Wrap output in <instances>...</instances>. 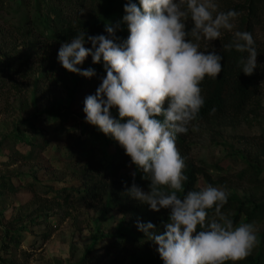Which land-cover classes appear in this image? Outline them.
<instances>
[{"label": "rangeland", "instance_id": "374dc122", "mask_svg": "<svg viewBox=\"0 0 264 264\" xmlns=\"http://www.w3.org/2000/svg\"><path fill=\"white\" fill-rule=\"evenodd\" d=\"M115 2L68 0L64 11L72 28H78L79 20L87 22L94 16H102L104 29L106 22L115 24L125 14ZM215 2L218 11L226 12L242 0ZM19 4V0H6V8L0 11V54L25 48L13 29V25L21 20L23 7ZM104 7H107L106 12H103ZM185 23L186 30L193 27L190 18ZM232 23L235 27L236 21ZM254 31L260 86L251 108L237 115L194 120L188 131L181 134V143H176L185 166L192 165L197 171L196 187H218L225 190L228 197L242 202H247L254 190L248 177H264V13L259 16ZM116 35L126 40L129 35L127 25L121 24ZM199 43L200 51H211L218 48L219 39ZM60 45L40 43L26 68L4 80L0 86V177L21 175L25 182V188L14 194L0 190V264H148L157 252V246L154 244L153 248L147 249L143 242L133 238V234L140 232L131 222L129 212L136 199L122 198L123 205L119 208L109 201V189L104 190V187L98 196L85 200L76 198L73 193L67 202L53 196V192L60 189L84 190V181L78 173L79 164L83 163L91 144L103 148L102 140L97 136L100 131L85 122L83 111L85 98L95 94L106 75L103 61L93 64L88 56L78 65L81 69L93 68L96 74L91 83L74 89L73 82L84 77L62 67L57 59ZM85 47H91L90 43L86 42ZM29 117L37 120L36 127L42 131L34 134V143L41 144V137L51 142L33 152L30 160H23L19 156L27 153L23 143L17 142L11 148L7 145L13 142L16 126L22 127L20 123ZM56 125L64 128L58 137L53 136ZM92 127L94 133L90 132ZM129 170L130 167L125 169L126 172ZM29 183L34 188L28 186ZM160 211L165 212V209ZM254 225L257 244L251 253L259 249L264 222ZM126 229L129 233H125L124 246H116V237ZM15 231L21 233L20 244L15 248L5 247V237Z\"/></svg>", "mask_w": 264, "mask_h": 264}, {"label": "clouds", "instance_id": "9594fccd", "mask_svg": "<svg viewBox=\"0 0 264 264\" xmlns=\"http://www.w3.org/2000/svg\"><path fill=\"white\" fill-rule=\"evenodd\" d=\"M217 9L215 0L126 3L120 21L105 23L106 35L83 30L58 49L62 67L85 78L93 77L95 69L78 65L88 56L93 64L103 61L106 75L84 101L85 122L118 142L149 181L147 191L132 183L127 194L151 211L169 210L162 233L151 222L136 224L157 246L163 264H236L257 244L254 224L234 225L222 212L228 200L225 190L208 185L185 193V162L176 146L177 134L188 131L204 104L201 81L222 71L220 54L199 50L201 40L210 43L221 37L222 29L234 28L238 13ZM189 18L193 27L186 30ZM121 24L127 25L126 40L116 35ZM254 44L251 33L235 31L232 42L223 46L247 53L238 66L248 76L257 67ZM113 108L118 118L112 116ZM208 210H214L211 218Z\"/></svg>", "mask_w": 264, "mask_h": 264}, {"label": "trees", "instance_id": "16d2710c", "mask_svg": "<svg viewBox=\"0 0 264 264\" xmlns=\"http://www.w3.org/2000/svg\"><path fill=\"white\" fill-rule=\"evenodd\" d=\"M19 1L20 4L18 6L23 7L22 11H20L21 20L13 25V29L22 40L25 48L22 51L13 49L11 52L0 54V86L4 83V80L18 74L22 68H26L31 54L36 52L40 43L60 44L69 41L83 30L86 34L90 32L96 35L106 34L102 28V16H94V18H91L87 22L79 20L78 28H72L70 20L66 17L64 11L65 3L68 0ZM130 2L138 4L139 0H116L115 5L120 11H123L124 5ZM5 8L6 0H0V11ZM106 8L104 7L103 12H106ZM228 10H234L238 13V16L234 19L236 26L232 31L222 29L218 48L211 50L223 57L221 60L222 71L216 78L206 76L201 81L199 86L202 90L201 95L204 97V104L195 120L203 121L215 117L243 113L254 103L260 86L258 77L259 53L254 27L259 22V16L264 13V0H242V3L235 4ZM235 31H247L252 34L255 41L254 46L258 53L257 67L250 76L245 75L241 71V67L238 66L239 60L242 57H246L247 53H240L235 51V49L224 50L223 46L232 42ZM36 33H38V36H36ZM96 71L98 72L99 69H96ZM92 81L93 77H84L81 81H74V89L78 87L82 88ZM164 108H167V102ZM110 111L114 118H118L117 109L113 108ZM158 119L162 120L163 117H158ZM36 121L33 117H29L20 123L23 124L22 127L18 124L14 130L13 142H11V145H7L11 148L17 142L23 143L27 147V153L19 155L23 160H30L33 152L42 150L44 146L51 142L50 139L41 137V144L37 145V143H34V134L37 132L39 134L42 133L36 127ZM54 130L53 136L58 137L64 128L60 129V126L56 125ZM86 131L87 128L83 129L84 133ZM26 132H29V135H26ZM90 132H95L94 127H92ZM67 136L70 135L67 134ZM97 136L101 138L103 148L91 144L85 152L83 163H80V167L78 168L79 176L84 181V190L60 189L54 191L53 196L67 202L73 193L76 194V198L85 200L88 197L95 198L98 196L100 190L104 187V190L109 189V201L121 208L123 205L122 198H132L127 194V188L132 183L147 191L149 181L142 179V171L131 164L130 158L125 155L124 149L118 142L111 136H105L102 132L97 133ZM181 141V134H177L176 143L180 144ZM107 146L109 147V151L107 150ZM36 147L39 150H36ZM100 151L102 152L100 153ZM129 167L130 170L126 172L125 169ZM133 172L135 173L134 178ZM196 172V169L192 165L185 166L183 170V174L187 177V180L183 182L185 193L189 190H199L196 187ZM73 173H76V171H73ZM205 179L210 181V178L206 175ZM248 182L254 189L252 197L247 202H242L235 197H228L227 203L222 208V212L233 220L234 225H239L242 222L252 224L264 222V177L250 175ZM24 184L25 182L21 175L0 177V190L10 194L23 190L25 188ZM28 186L31 187V183ZM31 188L34 187L32 186ZM208 211L209 218H211L214 210ZM129 212L132 214L131 222L135 224H137V221L141 223L151 222L159 232L164 230L163 224L167 222L169 215L168 209H165V212H154L150 210L147 204L141 203L138 200H135V203L129 207ZM127 232L128 230L126 229L116 237V246H124L126 242L125 233ZM130 233L132 234V232ZM133 238L134 240L143 242L147 249L154 247V244L141 231L138 234H133ZM5 239H7V241H4L5 247L9 248L13 246L15 248L22 240L21 233L20 231H15L10 236L5 237ZM148 264H163L158 252L153 254ZM226 264H233V262L228 261ZM236 264H264V229L259 235L258 251L250 253L245 259L236 262Z\"/></svg>", "mask_w": 264, "mask_h": 264}]
</instances>
